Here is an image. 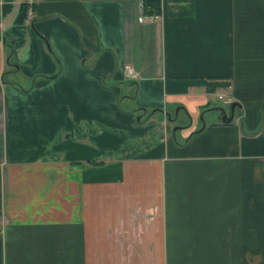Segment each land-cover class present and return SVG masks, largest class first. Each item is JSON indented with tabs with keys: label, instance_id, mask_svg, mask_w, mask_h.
Listing matches in <instances>:
<instances>
[{
	"label": "crops",
	"instance_id": "0c3cea01",
	"mask_svg": "<svg viewBox=\"0 0 264 264\" xmlns=\"http://www.w3.org/2000/svg\"><path fill=\"white\" fill-rule=\"evenodd\" d=\"M141 1L0 0V264H264V0Z\"/></svg>",
	"mask_w": 264,
	"mask_h": 264
},
{
	"label": "trees",
	"instance_id": "16d2710c",
	"mask_svg": "<svg viewBox=\"0 0 264 264\" xmlns=\"http://www.w3.org/2000/svg\"><path fill=\"white\" fill-rule=\"evenodd\" d=\"M145 14H153V13H159L160 12V2L158 0H147L144 1ZM26 15L25 6H23V9L21 10V17H24ZM8 49V56L7 59L9 61V65H12L11 59H12V48L11 45L6 44L5 45Z\"/></svg>",
	"mask_w": 264,
	"mask_h": 264
},
{
	"label": "rangeland",
	"instance_id": "374dc122",
	"mask_svg": "<svg viewBox=\"0 0 264 264\" xmlns=\"http://www.w3.org/2000/svg\"><path fill=\"white\" fill-rule=\"evenodd\" d=\"M219 102H225L224 104H225V106H226V108H229V102H226V100L225 99H221V100H218ZM173 115H174V117H176L177 116V118H175L176 119V124H175V126H174V128L175 127H177V126H180L181 125V122H184V121H186L187 119H189V121H190V119H192V120H194V121H199L200 123H204V122H207V119L209 118V117H207L205 114H203L202 112H200L199 114H197V115H195V116H190L189 115V117H187L188 116V114H186V115H184L183 113H177L176 112V109H175V111H174V113H173ZM172 115V116H173ZM191 117V118H190Z\"/></svg>",
	"mask_w": 264,
	"mask_h": 264
},
{
	"label": "built area",
	"instance_id": "2783aa9c",
	"mask_svg": "<svg viewBox=\"0 0 264 264\" xmlns=\"http://www.w3.org/2000/svg\"><path fill=\"white\" fill-rule=\"evenodd\" d=\"M161 1L162 0H159V2H161ZM139 7H140L141 11L144 13V10H145L144 1L143 2L141 1L139 3ZM159 14H160V12L159 13L149 14V15L148 14H145V15H148L149 18L154 19V18H158ZM143 19H144V16H142V15H140L139 18H138L139 21H142Z\"/></svg>",
	"mask_w": 264,
	"mask_h": 264
},
{
	"label": "water",
	"instance_id": "95a60500",
	"mask_svg": "<svg viewBox=\"0 0 264 264\" xmlns=\"http://www.w3.org/2000/svg\"><path fill=\"white\" fill-rule=\"evenodd\" d=\"M168 119H171V117L170 116H168ZM224 121H225V119H223ZM229 120V119H228Z\"/></svg>",
	"mask_w": 264,
	"mask_h": 264
}]
</instances>
